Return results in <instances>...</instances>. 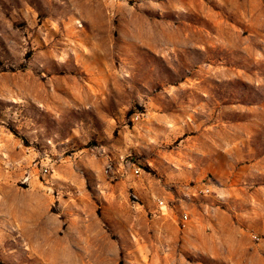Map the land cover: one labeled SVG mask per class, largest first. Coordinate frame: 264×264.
Segmentation results:
<instances>
[{
    "label": "rangeland",
    "instance_id": "374dc122",
    "mask_svg": "<svg viewBox=\"0 0 264 264\" xmlns=\"http://www.w3.org/2000/svg\"><path fill=\"white\" fill-rule=\"evenodd\" d=\"M0 264H264V0H0Z\"/></svg>",
    "mask_w": 264,
    "mask_h": 264
},
{
    "label": "built area",
    "instance_id": "2783aa9c",
    "mask_svg": "<svg viewBox=\"0 0 264 264\" xmlns=\"http://www.w3.org/2000/svg\"><path fill=\"white\" fill-rule=\"evenodd\" d=\"M108 170H109V167H108V169H106V172H108ZM137 172H138V170H136V173H137ZM202 192H203V193H207V192H209V190H208V189H205V190H203ZM158 205H159V207L161 208V207L163 206V203H162V202H159ZM187 220H188L187 216L184 215V216L181 217L180 222H181L182 225H185L186 222H187Z\"/></svg>",
    "mask_w": 264,
    "mask_h": 264
}]
</instances>
